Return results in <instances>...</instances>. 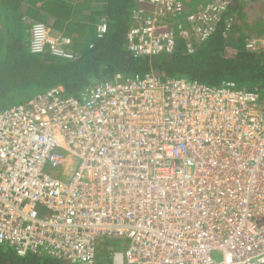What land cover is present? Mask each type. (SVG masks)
Returning a JSON list of instances; mask_svg holds the SVG:
<instances>
[{"label": "built area", "instance_id": "built-area-1", "mask_svg": "<svg viewBox=\"0 0 264 264\" xmlns=\"http://www.w3.org/2000/svg\"><path fill=\"white\" fill-rule=\"evenodd\" d=\"M141 1L151 11L128 36L136 57L207 40L233 0L183 21V0ZM70 44L33 27L34 55L73 60ZM232 87L149 76L81 100L55 88L0 113V248L95 264L116 241L112 264H264V109Z\"/></svg>", "mask_w": 264, "mask_h": 264}, {"label": "trees", "instance_id": "trees-1", "mask_svg": "<svg viewBox=\"0 0 264 264\" xmlns=\"http://www.w3.org/2000/svg\"><path fill=\"white\" fill-rule=\"evenodd\" d=\"M183 1L181 21L187 11L213 0ZM150 11L151 6L141 0H0V113L55 88L67 98L81 100L96 87L149 76L162 81L184 79L209 88L229 84L258 95L264 109V47L247 49L248 40H264V0L251 5L233 0L205 41L180 37L171 54L136 57L129 50L128 36ZM36 24L70 39L66 51L74 59L55 57L48 50L32 54ZM100 24L106 26L102 36ZM110 247L119 250L120 244L103 243L95 264H112ZM0 264L70 263L48 255L19 257L1 247Z\"/></svg>", "mask_w": 264, "mask_h": 264}, {"label": "rangeland", "instance_id": "rangeland-1", "mask_svg": "<svg viewBox=\"0 0 264 264\" xmlns=\"http://www.w3.org/2000/svg\"><path fill=\"white\" fill-rule=\"evenodd\" d=\"M260 11V10H259ZM253 17H257V15H252V19H253ZM251 19V20H252ZM255 20V19H254ZM255 41H257V39H254ZM264 41V40H263ZM45 172L48 174V175H50V176H52V177H58V175H59V171H57V170H53L51 167H47L46 168V170H45Z\"/></svg>", "mask_w": 264, "mask_h": 264}, {"label": "clouds", "instance_id": "clouds-1", "mask_svg": "<svg viewBox=\"0 0 264 264\" xmlns=\"http://www.w3.org/2000/svg\"><path fill=\"white\" fill-rule=\"evenodd\" d=\"M259 0H256L254 3H257ZM247 5H251V4H247ZM50 28V27H49ZM51 29V28H50ZM53 35V34H52ZM54 36V35H53ZM251 40H254V39H251ZM257 40H259V39H257ZM249 41V40H248ZM247 41V42H248ZM261 41H263V40H261ZM261 49V48H260ZM260 49H257V50H260ZM32 53V52H31ZM120 249H121V246H120ZM115 251H117V250H115Z\"/></svg>", "mask_w": 264, "mask_h": 264}]
</instances>
